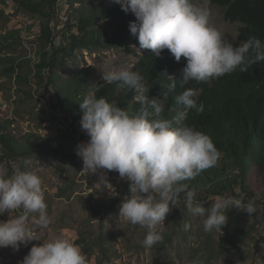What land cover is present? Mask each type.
<instances>
[{
	"label": "clouds",
	"instance_id": "9594fccd",
	"mask_svg": "<svg viewBox=\"0 0 264 264\" xmlns=\"http://www.w3.org/2000/svg\"><path fill=\"white\" fill-rule=\"evenodd\" d=\"M136 20L129 24L130 33L139 42L140 50H151L160 57L167 49L177 62L186 60L181 78L165 70L160 76L167 81L169 91L184 88L191 81L210 82L237 70L264 61V42L256 37L234 45L214 24L211 10L196 6L192 0H112ZM107 84L134 93L139 107L134 113L118 107L95 92L88 93L79 107L82 130L89 137L77 145L76 154L83 161L84 173L98 175L99 187L108 183L107 173L117 172L128 182L131 197L124 200L119 216L132 225L147 228L143 241L151 248L163 243L156 228L184 195L193 216L205 217L203 229L221 230L227 224V210L235 208L250 216L258 209L254 199L244 196L218 198L209 208L196 203L197 192L183 183L203 171L216 167L221 153L207 134L184 124L189 110L202 112L195 90L188 88L177 94L176 104L184 111L171 119L162 118L165 105L159 97H150V88L133 66L117 70L105 65L98 68ZM42 178L33 171L0 163V248L18 251L23 244L40 241L37 229H47L52 223L42 187ZM36 214L30 221V215ZM187 231L191 225L185 223ZM21 264H88L87 257L74 241L58 237L33 245ZM193 264H203L197 257Z\"/></svg>",
	"mask_w": 264,
	"mask_h": 264
},
{
	"label": "trees",
	"instance_id": "16d2710c",
	"mask_svg": "<svg viewBox=\"0 0 264 264\" xmlns=\"http://www.w3.org/2000/svg\"><path fill=\"white\" fill-rule=\"evenodd\" d=\"M11 1L19 11L42 19L37 61L17 54L23 44L19 30L6 29L0 35V52L3 54L0 55V78L4 80L0 83V89L2 85L9 84L17 96L16 103H26L22 94L31 98L34 87L43 88L45 93L58 99L54 108L63 111L79 128L83 113L77 109V105L90 92L134 113L139 104L134 100L133 92L121 89L116 84L96 85L81 72L63 81L56 70L60 56H71L76 50L125 49L138 59L133 70L143 76L150 88L149 96L160 99L167 96L162 118L171 119L178 112L184 111V106L176 104L174 97L188 88L196 91L198 102L204 105L202 112L189 110L183 123L210 136L221 158L216 167L183 183L188 184L189 189H195L197 194L218 197L228 193L236 198L244 196L246 200L254 199L264 203V61L252 65L246 72L237 70L210 82L191 81L184 88L179 87L178 83L174 91H169L166 86L168 81L160 74L166 70L177 79L181 78L186 60L181 58L177 62L165 51L160 57L152 52L138 54V39L131 35L129 29V24L136 17L123 11L119 4L103 3L93 5L89 10H79L73 25L67 23L63 40L57 45L52 21L58 0ZM212 4L223 10L226 22L240 26L238 41L234 45L249 37L264 42V0H212ZM70 5L73 7V3ZM103 21L113 22L110 34L100 26ZM6 99L10 100L11 96L4 98L8 102ZM14 123V119H8L0 125V159L3 162L24 161L37 153L70 161L81 159L76 151H71L68 146L56 140L47 139L43 144H36L34 138L39 136L34 134H27L22 141L19 140L9 128ZM82 239L83 251L89 256L97 248L106 256L100 237L87 240L83 236ZM217 251L210 241L203 249H198L194 256L200 260L207 256L212 259L216 257Z\"/></svg>",
	"mask_w": 264,
	"mask_h": 264
},
{
	"label": "rangeland",
	"instance_id": "374dc122",
	"mask_svg": "<svg viewBox=\"0 0 264 264\" xmlns=\"http://www.w3.org/2000/svg\"><path fill=\"white\" fill-rule=\"evenodd\" d=\"M192 2L199 7L207 6L213 14L214 24L223 32L225 38L233 44L238 41L240 26L226 22L223 10L213 5L212 0ZM103 3L111 5L112 0H58L52 21L57 45L63 40L67 23L73 25L79 10H89L91 6ZM41 22V18L19 11L11 0H0V35L6 29L19 30L23 44L18 48L17 54L34 61L39 56ZM113 25V22L100 23L108 34L112 32ZM164 51L167 55L171 54L167 49ZM150 52L151 50H138L141 55ZM0 55L3 54L0 52ZM137 61L125 49L76 50L71 56L61 55L56 70L63 81L81 72L100 86L106 82L101 79L98 68L107 64L119 70L129 65L134 66ZM3 81L0 78V83ZM1 88V100L11 108V114L5 112L2 116L0 109V125L8 119H14L15 123L9 128L15 132L16 125L19 133H15V136L19 140L22 141L27 134H34L39 136L34 138L36 144H43L47 139L56 140L68 146L71 151H76L78 144L89 139L63 111L54 108L53 105L58 99L45 93L43 88L34 87L31 98L22 94L23 100L27 101L24 104L15 102L17 96L9 84H4ZM7 96H11L10 100L6 99L8 102L4 100ZM77 109L81 110L79 104ZM0 163L9 169V175L14 167L19 166L22 170L33 171L42 178L48 214L52 218L47 229H37L40 241H32L27 246L22 244L18 251L11 247L0 248V264H21L33 245H40L58 237L74 241L83 251V236L87 240L100 237L105 246L106 256L99 248L95 249L92 256L83 251L88 264H193L197 250L203 249L210 241L214 243L218 253L212 259L203 257V264H264V203L259 200H255L258 209L256 214L250 216L244 210L230 208L226 213L227 224L221 230L205 232V217L193 216L182 194L176 207L166 217L165 223L157 225L156 230L164 237L163 243L147 248L143 241L149 230L132 225L119 216L120 207L125 199L131 197V192L128 182L121 179L117 172L107 173L109 184L99 187L96 185L99 183L98 175L82 172L83 161L79 158L70 161L37 153L24 161L3 162L0 159ZM228 197L233 196L228 193L218 197L199 193L195 202L209 208L216 199ZM34 215L36 214L30 215V221ZM7 219V212L0 216V220ZM185 223L191 225L187 231Z\"/></svg>",
	"mask_w": 264,
	"mask_h": 264
},
{
	"label": "built area",
	"instance_id": "2783aa9c",
	"mask_svg": "<svg viewBox=\"0 0 264 264\" xmlns=\"http://www.w3.org/2000/svg\"><path fill=\"white\" fill-rule=\"evenodd\" d=\"M0 109L2 110V116L5 115V112L6 113H10L11 114V108H7V105L6 103H4L2 100H1V97H0ZM13 133H19L17 128H16V125H15V132Z\"/></svg>",
	"mask_w": 264,
	"mask_h": 264
},
{
	"label": "bare ground",
	"instance_id": "6f19581e",
	"mask_svg": "<svg viewBox=\"0 0 264 264\" xmlns=\"http://www.w3.org/2000/svg\"><path fill=\"white\" fill-rule=\"evenodd\" d=\"M7 105V104H6ZM7 108H9V106L7 105Z\"/></svg>",
	"mask_w": 264,
	"mask_h": 264
}]
</instances>
